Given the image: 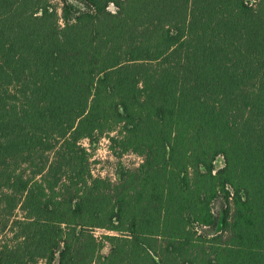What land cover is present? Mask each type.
<instances>
[{"label": "trees", "instance_id": "trees-1", "mask_svg": "<svg viewBox=\"0 0 264 264\" xmlns=\"http://www.w3.org/2000/svg\"><path fill=\"white\" fill-rule=\"evenodd\" d=\"M0 264H264V0H0Z\"/></svg>", "mask_w": 264, "mask_h": 264}, {"label": "rangeland", "instance_id": "rangeland-1", "mask_svg": "<svg viewBox=\"0 0 264 264\" xmlns=\"http://www.w3.org/2000/svg\"><path fill=\"white\" fill-rule=\"evenodd\" d=\"M53 1V0H52ZM89 151H91L90 166L94 172V175H101L105 177L115 178L116 170L119 164L123 166H133L140 162L141 158L134 153L127 152L122 155L115 154L110 148V141L108 138L103 135L95 144L89 145L88 141L84 139L82 141ZM92 146V147H91ZM222 159L219 157L216 159L215 165L219 167L222 165ZM220 199H217L213 202L212 207L214 212H219L220 208ZM97 236L106 233V230L101 228H96L94 230ZM108 251V245L103 249V253Z\"/></svg>", "mask_w": 264, "mask_h": 264}]
</instances>
